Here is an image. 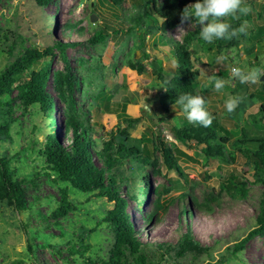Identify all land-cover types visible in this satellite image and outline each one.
Listing matches in <instances>:
<instances>
[{
  "label": "rangeland",
  "instance_id": "374dc122",
  "mask_svg": "<svg viewBox=\"0 0 264 264\" xmlns=\"http://www.w3.org/2000/svg\"><path fill=\"white\" fill-rule=\"evenodd\" d=\"M125 1L121 10L113 14L108 0H53L45 9L37 7L34 0H0V73L26 50L43 49L53 43L67 46V58L77 81L74 93L77 119L92 127L93 134L87 138L93 139L100 149L111 134L116 138L117 127L125 128L126 118L136 121L128 129L129 135L133 138L143 135V142L157 160L159 174L151 173L153 189L162 186L167 192L164 198L174 199L168 205L164 203L163 215L154 214L150 221L146 217L154 210L157 195L151 193L147 205L140 210L133 199L129 200L126 214L134 221L141 241L152 243L146 248L147 253L153 251L154 244H174L181 234L190 230L194 239L209 252L188 253L180 258L171 254L163 264H264V236L249 240L242 251L234 254L236 245L255 226L264 198V187L256 179L251 163L233 151L230 144L223 157L234 160L223 163L219 158H206L202 153L204 146L178 140L172 128L183 115L176 108L167 114L162 111L159 99L165 92V84L156 74L159 72L167 83L172 79L177 66L176 58H172L173 47L183 46L191 57L192 68L200 75L196 78L197 95L205 98L208 111L217 115L219 123L234 134L235 140L243 141L241 134L245 131L249 140L241 147L255 152L259 139L264 136L263 102L259 97L264 95V82L243 84L237 90L236 82L230 81L217 92L211 85V77L217 69L232 67L245 70L260 67V75H264V31L257 32L263 26L264 0H244L250 9L247 17L241 21L233 17L226 19L233 28L246 24V32L235 41L217 40L213 44L199 38L200 26L195 23L191 26L190 20L166 35L149 22L138 25L133 21L137 8L131 0ZM94 16L96 21L92 22ZM70 24L72 29L68 28ZM103 28L108 37L93 45L90 39ZM180 29L185 32H179ZM121 30V34H111ZM248 51L252 54L250 57ZM53 53L52 76L64 72L65 65L60 52ZM221 56L224 60L218 62L217 57ZM44 65L42 60L33 68L40 70ZM201 70L210 77L207 82ZM26 78L15 81L11 93L14 101L10 108L1 110L10 128L8 136H0V160L7 161L13 175L25 181L27 209L17 211L0 202V264H101V260L112 257L115 237L105 224L98 227L102 212L96 202L57 182L54 174L43 167L41 151L45 149L46 136L53 130L48 128V121L37 107L24 110L18 98V86ZM48 85L56 96L53 80L49 79ZM233 96L242 99L231 117L225 103ZM144 99L150 105L147 111ZM55 104V139L69 151L72 135L65 133L69 130H65V106L57 98ZM158 140L173 155L177 149L188 156L175 155L181 173L163 163L162 153L157 151L161 149ZM91 149L94 147L89 149L93 155ZM98 164L101 165L100 161ZM148 170L157 171L156 168ZM130 175L131 171L126 170L124 177L130 178ZM232 178L244 186L243 197H235L238 191ZM136 188L137 185L127 183L119 191L125 195L135 192ZM62 190L74 203V210L55 217L53 214L63 206ZM209 193L218 197L217 203L209 202ZM183 209L189 214L182 213ZM94 228L90 235L89 231ZM80 239L89 242L88 250L81 248ZM72 245L82 253H70Z\"/></svg>",
  "mask_w": 264,
  "mask_h": 264
},
{
  "label": "trees",
  "instance_id": "16d2710c",
  "mask_svg": "<svg viewBox=\"0 0 264 264\" xmlns=\"http://www.w3.org/2000/svg\"><path fill=\"white\" fill-rule=\"evenodd\" d=\"M108 1L113 6V14L114 11L121 10L126 2L125 0ZM34 2L37 7L45 9L53 0H34ZM131 2L138 10L137 15L133 17L134 22L138 25L143 22H149V25H153L158 32L166 35L186 22L181 20L183 9L195 3V0H131ZM145 10H149L148 13H145ZM145 17L146 19H144ZM243 17H247V14L239 15V21ZM117 18L119 17L117 16ZM72 26L73 24H70L68 28L72 29ZM262 31H264V21L263 26L257 28V32ZM104 32V28L99 29L94 33L90 42L93 45L104 42L108 37ZM121 33H123V30L111 32L112 35ZM235 39L233 38L232 40L235 41ZM190 40L191 38L187 39L188 42ZM234 44L233 42L232 46ZM54 50L60 52L65 65L64 72H57L52 76L51 63L54 57ZM66 50L67 46L58 43H53L43 49L35 47L34 49L26 50L22 56L0 73V136H8L9 133L10 124L2 116L1 110L3 107L10 108L14 101V98L11 97L12 85L15 81L17 82V80L27 77L18 86V98L22 101L24 110L37 107L48 121V128L51 131L53 130L46 136L45 149L41 151L44 162L43 167L54 174L57 182L69 185L74 190L88 195L91 200L96 202L102 212V218L97 223L99 224L98 227L105 224L115 237L116 245L110 254L112 257L101 260V264H163L165 257H169L171 254L180 258L188 253L199 255L203 252H209V249L202 247L194 239L191 231L188 230L181 234L174 244L169 242L154 244L155 248H153V251L150 254L147 253L146 248L150 247L152 243L141 241L138 236L139 231L135 229L132 219L126 214V208L130 205L129 200L133 199L137 209L140 210L147 205L151 193H155L157 198L154 203V210L146 217V221H150L154 214L163 215L166 210L164 203L168 205L174 199L164 198L167 192L162 186L153 189L152 174H159L156 167L157 160L154 159L148 146L143 142V135L136 138L129 135L128 129H131L136 121L126 118L123 121L125 128L117 127L115 131L117 132L116 138L114 134H111L110 138L104 141L103 147L100 149H97L93 139L87 138L93 134L92 127L84 125L77 119L74 99L77 81L69 64ZM173 51L175 54L172 55V58H176L177 66L172 79L167 83L159 72L156 71V74L165 84V92L159 99L162 111L167 114L171 108H176L183 115L179 124L172 128L177 139L182 143L190 141L196 146H204L202 153L206 158H219L223 163H229L231 160L223 157L226 146L230 144L233 151H237L248 159L253 167L252 170L255 172L256 179L264 187V136L259 139L257 150L252 152L242 148L248 143L247 133L244 131L241 134L243 141L235 140L234 134L226 126L219 123L216 114H211L213 117L212 123L207 127L189 122L183 113L182 107L176 101L184 93L197 95L198 85H196V78L200 77V75L196 69L192 68L191 57L183 46L175 45ZM247 55L250 57L252 54L248 51ZM42 60H45V65L40 70L33 68L36 63ZM257 68L259 69L260 67ZM216 78H222L225 84L235 81L238 87L237 90L244 86V83L233 78L229 71L214 74L212 86ZM49 79L53 80V90L56 96H53L48 89ZM259 97L262 98L263 102L261 110H264V95L260 94ZM56 98L59 101L61 100L65 106L67 116L65 130L69 128L65 133L72 135L69 151L67 148H63L55 139ZM237 108L231 112V117L234 116ZM161 121L166 120L161 119ZM218 134H222V136L218 138ZM158 145H160L161 149L157 151L162 153L163 163L169 169L174 167L175 170L181 173L175 155L178 153L186 158L188 156L177 149L174 150L173 155V151L169 150L162 140H158ZM93 147L94 149L91 150H94L93 155L95 158L89 151ZM95 159L97 162H95ZM99 161L101 165L98 164ZM6 162L3 159L0 160V202L6 203L17 211H24L27 209L25 181L16 178ZM127 163L130 166H127ZM149 168H156L157 171L153 172L152 170L150 172ZM126 170L131 171L130 178L124 177ZM232 179L237 185L236 190L238 192L235 197H243L246 193L244 186L239 184L235 178ZM127 183L130 186L137 185V188L135 192L129 191L123 195L120 193L119 188L127 185ZM62 191L63 206L53 214L55 217L66 215L70 209L74 210V203L69 200V195L65 190ZM208 197L209 202H218V197L214 196L213 193H209ZM185 211L186 209H183L182 213H187ZM155 220L157 221V219ZM255 221V226L247 234L246 238L236 245L234 254L242 251L244 244L249 240L264 236V198L260 202L259 212ZM94 230L95 228L89 231V234H93ZM80 241L83 250L90 248V244L86 239H80ZM70 253L82 252L72 245L70 246Z\"/></svg>",
  "mask_w": 264,
  "mask_h": 264
},
{
  "label": "clouds",
  "instance_id": "9594fccd",
  "mask_svg": "<svg viewBox=\"0 0 264 264\" xmlns=\"http://www.w3.org/2000/svg\"><path fill=\"white\" fill-rule=\"evenodd\" d=\"M250 9L244 6V0H195V3L186 6L181 14V20L191 21L200 26L199 38L207 44H213L217 40H231L246 32V24H241L233 28L232 24L226 18H238L239 15H246ZM179 32H185L180 29ZM218 62L224 60V57H217ZM202 71V70H201ZM224 71V70H222ZM227 71V70H225ZM230 75L244 84H255L260 80V69L251 68L245 70L241 67H232ZM204 72V71H202ZM207 79H210L204 72ZM263 83V81H261ZM225 87V81L222 78H216L214 89L219 92ZM147 99V98H146ZM144 108L147 111L150 105L145 103ZM241 97H230L225 107L227 112H233L241 103ZM177 104L182 107L183 113L189 122L200 124L204 127L212 123L213 117L206 107L205 98L201 95L190 93L181 94L177 98ZM134 223V221H132ZM135 229H136V225Z\"/></svg>",
  "mask_w": 264,
  "mask_h": 264
},
{
  "label": "water",
  "instance_id": "95a60500",
  "mask_svg": "<svg viewBox=\"0 0 264 264\" xmlns=\"http://www.w3.org/2000/svg\"><path fill=\"white\" fill-rule=\"evenodd\" d=\"M91 21L92 22H95L96 21V17L94 16L93 18H91ZM260 80L264 82V75L261 76V79Z\"/></svg>",
  "mask_w": 264,
  "mask_h": 264
},
{
  "label": "crops",
  "instance_id": "0c3cea01",
  "mask_svg": "<svg viewBox=\"0 0 264 264\" xmlns=\"http://www.w3.org/2000/svg\"><path fill=\"white\" fill-rule=\"evenodd\" d=\"M225 70L228 71V69H225ZM225 70H224V71H225ZM217 72H223V71H222L221 69L218 71V69H217ZM217 72H216V73H217ZM216 73H214V74H216ZM214 74H213L212 77H211V78H212L211 85H212V82H213V80H214Z\"/></svg>",
  "mask_w": 264,
  "mask_h": 264
}]
</instances>
